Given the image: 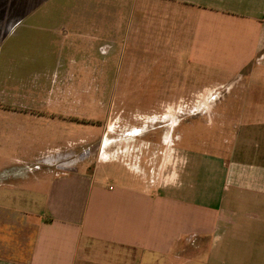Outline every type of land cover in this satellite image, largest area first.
<instances>
[{
  "label": "crops",
  "instance_id": "obj_1",
  "mask_svg": "<svg viewBox=\"0 0 264 264\" xmlns=\"http://www.w3.org/2000/svg\"><path fill=\"white\" fill-rule=\"evenodd\" d=\"M94 1L0 0V147H89L104 83L146 74L144 56L117 50L165 48L192 78L242 81L238 160L178 146L155 174L134 155L20 173L16 191L3 180L0 264H264V0H131L127 27L124 0ZM141 18L160 19L155 41Z\"/></svg>",
  "mask_w": 264,
  "mask_h": 264
},
{
  "label": "rangeland",
  "instance_id": "obj_2",
  "mask_svg": "<svg viewBox=\"0 0 264 264\" xmlns=\"http://www.w3.org/2000/svg\"><path fill=\"white\" fill-rule=\"evenodd\" d=\"M130 4L131 0H124L119 6L116 5L120 11L121 27L129 25L127 10ZM96 6L94 0L88 3L89 10H95ZM104 7H107V10L110 9L107 5ZM6 9V3H0V10ZM159 20L156 18L152 19L153 22H149V19L141 18L132 22V25L145 28L146 31L141 33L146 32L148 40L155 41L160 36V27H163L158 25ZM88 22L89 25H97L95 19L88 20ZM111 22V18L107 19L104 25L111 26ZM114 23H116L115 20ZM149 27H157L156 29L159 30L154 31ZM165 37L162 36L161 39ZM187 59L188 56L184 55L183 57L182 53L179 55L181 65H183V61L186 64ZM167 62L170 68L172 61L168 58ZM189 67L192 68L191 65ZM125 69L127 68L121 67L122 71ZM151 76V79H156L158 75H155L153 71ZM178 77L180 81L183 77V88L181 85L177 88L175 83L173 86L169 84L167 89L158 88L155 83L153 90L162 91L160 94L163 97L146 99V103L143 99L125 98L128 96V91H134L133 83L128 82L127 76L121 83L115 84L114 89L111 84L104 83V99L103 101L97 99V112L88 116L87 134L81 136L88 139L89 147L82 144L81 146L54 148L43 146L40 143L35 147H0V183L4 180L5 183L15 185L10 190L16 191L17 179L15 175L20 173H24L28 177L45 170L62 173L69 169L67 167L69 164L75 167V165L81 164L84 159L93 160L95 157H101V160H112L117 156H134L133 149L143 148L132 145L124 146L127 143L115 141H125L130 138L132 141L139 140L141 135L135 136V134H143L145 131L146 138L158 140V142L161 140L160 143L164 146L162 158L175 157L176 148L183 146L196 151L220 154L229 162L238 160L239 146L245 139V133L243 134V131L239 130L240 103L243 101L241 98L243 83L240 78L237 76L225 84L216 82L217 79H220L216 74H207L205 77L201 75L195 79V72L192 78L191 71L186 66L183 67L182 72H179ZM171 79L169 70L168 80ZM92 85L89 84V87ZM118 92L120 93L118 94ZM254 135L253 137H255ZM72 136L73 139L79 137L74 133ZM102 137L105 140L104 145L99 142ZM113 140L114 142H112ZM250 144L252 145V142ZM151 149L158 150L159 147L154 146ZM30 150L36 152L37 160L23 164L20 158H23L25 153ZM156 154L155 151L149 158L144 159L147 165L153 166L154 164L153 167L150 166V174H155L157 171L155 160L160 157ZM138 155L142 157L141 154ZM22 170H25L26 173ZM114 178L115 176L107 181H112Z\"/></svg>",
  "mask_w": 264,
  "mask_h": 264
},
{
  "label": "flooded vegetation",
  "instance_id": "obj_3",
  "mask_svg": "<svg viewBox=\"0 0 264 264\" xmlns=\"http://www.w3.org/2000/svg\"><path fill=\"white\" fill-rule=\"evenodd\" d=\"M118 53L125 54V53H131V54H136L137 56H144L147 59V65L145 67L146 69V74L144 76H137L132 78L130 83H133L134 86V91H128V96L125 97L127 99H131V100H136V99H143V101H145L146 99H151V98H162L163 96H161V92L162 91H155L153 90V84H157L156 86H158V88H166L169 86V84L172 86L173 85V81L168 80V75H169V70H170V75L172 77H174V80L177 79L179 80L180 78L178 77L179 72H182V65L179 61V59L175 56L174 61H173V52L170 50H167L165 48H151V49H145V50H127L125 49H119L117 50ZM168 58L170 59V61H172V65L169 66L168 64ZM149 63H152L149 65ZM150 68V69H148ZM134 70V68H133ZM136 72L140 71V68L137 67L135 68ZM158 75L156 79H151L152 78V74ZM181 85V84H180ZM180 85H178L180 87ZM146 88L148 89V91L146 92H140V89ZM120 92H118L119 94ZM158 96V97H156ZM132 102V101H130ZM146 103V101L144 102ZM146 131L143 134H139L138 136L141 135V139H134L133 141L131 140V138L129 140H117L115 142L121 143H131V142H142L145 143L143 147V149H139V150H135L133 149L132 151L135 153L134 155L136 156H140L138 154H141V156L143 157V159H147L150 157L151 154H153V152L156 151V156H159L160 158H162V154H163V145L160 143L161 140L158 142V140H152V139H148L146 138L147 134H145ZM99 142H101L102 145H104V138L102 137ZM114 142V140L112 141ZM158 142V144H157ZM146 146L147 149H146ZM157 146L159 147L158 150H152L151 147ZM120 153H122V151H120ZM147 157V158H146Z\"/></svg>",
  "mask_w": 264,
  "mask_h": 264
}]
</instances>
